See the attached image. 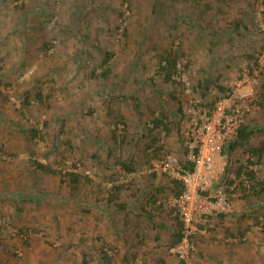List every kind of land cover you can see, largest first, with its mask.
<instances>
[{"label":"rangeland","instance_id":"obj_1","mask_svg":"<svg viewBox=\"0 0 264 264\" xmlns=\"http://www.w3.org/2000/svg\"><path fill=\"white\" fill-rule=\"evenodd\" d=\"M263 54L264 0H0V264H180L173 180L150 169L165 153L184 162L185 111L246 93L232 84L244 75L242 125L264 143ZM225 155L233 173L252 158ZM252 165L192 239L194 264H264V154Z\"/></svg>","mask_w":264,"mask_h":264},{"label":"built area","instance_id":"obj_2","mask_svg":"<svg viewBox=\"0 0 264 264\" xmlns=\"http://www.w3.org/2000/svg\"><path fill=\"white\" fill-rule=\"evenodd\" d=\"M244 81L248 83L246 93L227 91L218 95L212 109L199 105L185 111L186 126L181 131L184 162H179L172 153H165L150 169L182 185L181 192L172 194L168 201L182 225V236L168 251L183 264H194L192 239L208 235L212 230L211 218L231 210L228 191L241 182L246 184L247 172L256 170L247 159L237 176V171L227 170V157L222 152L250 110L247 101L255 79L248 80L244 75L232 84L240 87Z\"/></svg>","mask_w":264,"mask_h":264},{"label":"trees","instance_id":"obj_3","mask_svg":"<svg viewBox=\"0 0 264 264\" xmlns=\"http://www.w3.org/2000/svg\"><path fill=\"white\" fill-rule=\"evenodd\" d=\"M177 60H178V53L174 51V49H168L166 51H164L159 58L158 64H159V69L160 71L164 74V79L168 80V81H172V75L174 73V71L176 70V65H177ZM106 63V61H105ZM108 70V69H107ZM106 72V71H105ZM104 74V73H103ZM218 88L220 90H224V86L218 85ZM39 94H37L38 96ZM38 98H40V96H38ZM217 96L214 98V100L211 102L212 105H210L211 109L214 107V103L217 100ZM210 103V104H211ZM177 113L182 114V110H181V106H178L177 109ZM167 117L164 115V113L161 112V115L159 117H154L152 119L153 125L157 128L160 129H168V125L165 122V119ZM30 134L31 135H35L36 131L34 128H32L30 130ZM254 134V127L251 125H240L237 129V134L236 136L231 139L230 141H228L226 144H224L223 146V154L226 153H231L233 150H235L238 147H248V149L250 150V155H251V159H248V162L250 164H256L258 162L261 161L263 154H264V143H262L260 146H255V147H251L250 146V139L252 138ZM134 162H126L124 161L122 163V166L127 170V171H132L134 168ZM36 168L44 171V172H48V173H55L56 171L54 169H52L49 165H45L43 163H40L39 161H35L34 162ZM241 165L238 167L237 169V176H239L240 172H241ZM70 174L71 176H73V179L76 180L78 178L77 174H73V173H67ZM247 176L250 180L255 178V172L253 170L247 172ZM172 190H173V194H178L179 192H181L182 190V185L180 182H176V181H172ZM242 184V182H241ZM243 186V185H242ZM257 187L260 188L258 191L256 192H261L264 190L263 184L262 183H257ZM162 189L161 187H158V189ZM122 206V205H121ZM221 216H225V215H221ZM179 224V229L173 234V243H176L180 240L181 238V228L182 225L180 222H178ZM82 264H86L85 259H83ZM180 264H183L182 261H180Z\"/></svg>","mask_w":264,"mask_h":264},{"label":"crops","instance_id":"obj_4","mask_svg":"<svg viewBox=\"0 0 264 264\" xmlns=\"http://www.w3.org/2000/svg\"><path fill=\"white\" fill-rule=\"evenodd\" d=\"M128 204H130V203H128Z\"/></svg>","mask_w":264,"mask_h":264}]
</instances>
